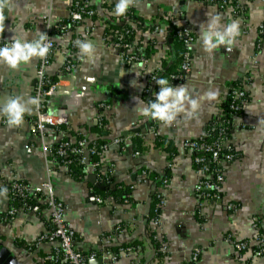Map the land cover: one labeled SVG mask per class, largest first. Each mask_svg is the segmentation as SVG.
I'll use <instances>...</instances> for the list:
<instances>
[{
	"label": "crops",
	"instance_id": "crops-1",
	"mask_svg": "<svg viewBox=\"0 0 264 264\" xmlns=\"http://www.w3.org/2000/svg\"><path fill=\"white\" fill-rule=\"evenodd\" d=\"M76 1L9 0L3 9L2 42L10 43L12 37L38 39L39 32L49 26L56 49L46 74L51 80L60 79L62 90L45 103L48 112L66 121L47 128L41 138L31 130L35 106L28 105L30 111L21 126L0 123V214L12 205L7 192L10 182L20 180L33 187L49 179L65 207V221L76 234L75 248L98 252L102 264H264V255L253 252L264 237V35L259 34L263 2L240 0L241 12H235L230 6L219 8L199 0H135L130 8L145 29L133 25L132 43L142 49L141 42L152 39L154 50L146 63H128L104 32L110 22L120 19L114 14L118 0H88L93 15L74 23L69 13ZM217 14L221 24L238 20L240 35L231 51L221 45L207 53L199 39L200 26ZM63 22L66 29H57ZM182 27L193 36L191 68L185 80L172 86L186 85L192 98L209 90H217L218 96L202 101L192 118L180 114L170 125L154 124L134 108L138 99L148 101L143 92L148 76L174 60L179 47L172 34ZM77 40L94 45L93 59L79 55ZM66 58L73 64L69 71L64 67ZM37 64L38 57L17 69L0 63V106L8 97L34 98ZM238 85L246 90V100L242 110L230 116L227 144L234 158L220 164L221 199L199 202L195 186L200 174L183 143L204 134L212 120L224 117L231 89ZM4 118L0 115V120ZM78 136L89 141L124 139L121 144L109 143L99 168L111 188L126 194L124 201L111 195L102 196L101 203L92 201L96 187L89 177L95 175L97 184L103 178L90 167H85L82 177H75L65 164L42 151L43 143L53 146ZM156 194L163 202L157 225L152 211ZM37 202L38 211L21 207L12 217L0 220V248L13 258L0 257V264H49L45 257L55 244L38 242L50 230L49 210L42 200ZM227 204L234 208L227 209ZM234 241H246L248 247L238 251ZM158 242L164 250L156 247ZM128 246L131 251H122ZM196 250L198 257L192 261ZM107 251L118 253L117 258H105Z\"/></svg>",
	"mask_w": 264,
	"mask_h": 264
},
{
	"label": "built area",
	"instance_id": "built-area-1",
	"mask_svg": "<svg viewBox=\"0 0 264 264\" xmlns=\"http://www.w3.org/2000/svg\"><path fill=\"white\" fill-rule=\"evenodd\" d=\"M207 4L215 5L219 8L232 7L235 12L240 11V0H199ZM264 4V0H261ZM88 0L76 1L74 7L70 10L69 17L70 21L78 22L83 18V16L93 15V9L88 8ZM59 30H65L67 25L62 23L56 26ZM155 29V28H154ZM50 28L47 27L44 33L47 34L49 40H51V47L47 57L41 59L38 58L37 64V80L34 90V98H38L39 103L34 105L35 118L33 119L31 130L34 134L39 135L41 138L44 137V133L47 128H57L60 124L66 121L64 116L52 114L47 111L45 100L48 96H51L55 91L60 89L59 82L60 79L54 81L49 79L46 74L47 66L50 63L51 57L56 49L55 43L50 35ZM117 33V32H116ZM177 36L182 39V45L184 49L183 59L178 68V72L171 73L169 75V83L174 84L176 82H181L185 80L190 72L192 53L191 46L193 43V36L189 32L188 28H176ZM259 34L264 35V19L259 26ZM118 38L116 41L112 40L111 44L120 51V54L124 61L126 62H140L146 63L149 57L144 56L143 50L138 46H135L132 42L122 41V35L116 36ZM6 42L0 41V47L5 46ZM259 44H257V48ZM255 60V55L252 56ZM73 64L69 58H66L65 70L69 71ZM162 69L159 68L156 72L148 76V83L144 89V93L152 96L155 99V93L159 90L154 88L155 79L160 78ZM65 75V74H64ZM230 103L229 109L231 112L227 118L218 120V118L212 120L204 134L197 138L186 139L184 141V147L188 149L193 155V162L196 166L197 172L200 174V179L198 180L195 191L199 202L211 201L220 202V190L223 182V172L220 167L221 162L231 161L234 158V154L230 145L227 144L228 141V129L230 125V116L239 113L242 110L244 101L246 100V90L242 86H236L231 89L230 92ZM98 121L101 123L100 118ZM154 124L160 123L158 120H153ZM0 123H7L6 118L1 119ZM153 124V125H154ZM152 130L155 135L156 128L152 126ZM213 132L216 135V139L208 142L205 138L207 135ZM158 137V135H157ZM124 139L122 137L114 138L111 142L106 140H94L89 141L85 136H78L75 141L69 139H61L55 142L52 146H48L45 143L42 144V151L45 155L51 154L54 159L58 162H62L65 166H68L73 157L78 158L80 164L90 167L93 171L101 166V156L103 152L108 147L109 143L121 144ZM30 150V147H27ZM136 150L134 154H138ZM97 156V160H90L91 157ZM99 171V170H98ZM162 183H166L167 179L162 178ZM7 192L11 197L27 198L33 197L36 200H42L45 207L49 210V222L50 230L45 234L39 236L38 242L49 241L55 244L53 252L45 257L46 262L49 264H55L57 262H66L68 264H88V261L98 258V252H81L75 248L74 241L76 239V234L74 230L65 221V207L63 203L55 197L54 188L52 183L47 179L45 182L38 184L37 186H30L20 180H14L10 182L7 187ZM157 202L155 205L156 215L153 219L155 225L159 224L158 213L162 206V198L159 194L155 195ZM90 199L97 203L102 202V197L97 194H91ZM39 204L34 203L29 205L26 209H31L34 211L39 210ZM21 207H16L11 205L8 211L4 214H0V220L8 219L12 217L18 209ZM227 209H233L232 204L226 205ZM24 209V208H23ZM157 244V242H155ZM233 246L238 250L242 251L248 247V242L246 241H234ZM156 247L160 250H164L165 246L163 243H159ZM132 247L128 246L122 248V251H131ZM254 254L257 256L264 255V237L258 239V244L254 249ZM105 258L110 260H115L118 253H111L109 251L103 252ZM199 251L196 250L192 254V261L196 260ZM102 258V257H101ZM103 259V258H102Z\"/></svg>",
	"mask_w": 264,
	"mask_h": 264
},
{
	"label": "clouds",
	"instance_id": "clouds-1",
	"mask_svg": "<svg viewBox=\"0 0 264 264\" xmlns=\"http://www.w3.org/2000/svg\"><path fill=\"white\" fill-rule=\"evenodd\" d=\"M8 3L9 0H0V32L4 31L3 9ZM134 4L135 0H118L114 14L118 17L123 16ZM221 19L219 14L210 16L207 22L200 26L199 39L203 50L207 53H212L221 45L231 51L235 39L240 35L238 20L221 24ZM50 47L51 40L43 32H39V38L32 41L12 37L9 44L0 47V63L6 64L10 69H17L22 62L28 63L34 57L41 59L47 57ZM76 47L80 56L87 57L89 60L93 59L95 47L90 41L77 40ZM155 83L159 86V91L155 93V99H149L147 103L138 99L134 112L139 116L158 120L164 125H170L180 114H184L186 118L194 117L200 109L202 101L215 100L218 96L217 90H209L198 98H192L186 85L172 86L163 77L155 79ZM38 103V98L29 97L24 100L19 96L8 97L3 106H0V115L6 118L9 128L19 127L23 123L25 113L30 111L28 105H37ZM3 191L6 192V190Z\"/></svg>",
	"mask_w": 264,
	"mask_h": 264
},
{
	"label": "trees",
	"instance_id": "trees-1",
	"mask_svg": "<svg viewBox=\"0 0 264 264\" xmlns=\"http://www.w3.org/2000/svg\"><path fill=\"white\" fill-rule=\"evenodd\" d=\"M91 7L88 6V8H91ZM118 18H120V19H118L119 21H115L114 23L110 22L108 24V26L106 28H104L105 35L107 37H109V39H111L113 41L114 40L116 41L118 39V38H116V36H118L120 34V35H122V38H121L122 41L133 42L134 41V34H135V30H133V25H135L139 29H145L143 22H141L140 19L137 18L134 15L133 9L130 8V7L128 8V10H127L125 15L119 16ZM92 20H94V17H92ZM172 35H173L174 43L179 48H178V50L175 53L176 55H175L174 60L172 61V63L169 64L168 67H165L164 69H162V73H161L160 77H163V78H165L167 80H169V75L171 73L178 72V68L180 66V63L182 62L183 53H184V49H183V45H182V39H180L177 36L176 29H174V32H173ZM141 43L144 45L143 48H142V50L144 52V56L145 57H150L151 53L154 50V42L152 41V39H150V40H146V41L141 42ZM141 43H139V44H141ZM154 88L159 90V86L156 83L154 84ZM144 95L148 98V100L152 99V96H150V95H148L146 93H144ZM229 103H230V99H228V102L226 104V113H225L224 117L218 118V120L227 118L229 116V113L231 112V110L229 109ZM205 139L208 142H211V141L216 139V135H215V133L210 132ZM100 141H102V140H100ZM97 159H98L97 156H93V157H91L90 160H97ZM67 167H68V170L71 171V173L75 177H82V175L84 173L83 170L85 169L86 166L83 165V164H80L78 162V158L74 156L73 159H72V162ZM98 170H99L98 168L96 170H94V172L96 173L97 177L99 179L103 178L102 180H100V182L98 184L101 185V186H104L105 188L107 187V188H106V190H103V191L95 188L94 192L96 194H99L101 197L102 196L105 197V196H109V195L118 196V200L119 201H124L127 198L126 194L124 195L123 193H121L122 190H119L120 191L119 192L118 189L111 188V186H109L110 184L106 183V181L104 179L105 177L102 174H100ZM150 176L153 177V174L150 173ZM153 197L154 198H153V210L152 211H153V214L155 216L156 215L155 205H156V202H157V198H156L155 195ZM10 200H11L13 206L22 207L24 209L28 208L29 205H32L34 203H38L37 200L35 198L31 197V196L27 197V198L11 197ZM55 264H68V263H66V262H57Z\"/></svg>",
	"mask_w": 264,
	"mask_h": 264
},
{
	"label": "water",
	"instance_id": "water-1",
	"mask_svg": "<svg viewBox=\"0 0 264 264\" xmlns=\"http://www.w3.org/2000/svg\"><path fill=\"white\" fill-rule=\"evenodd\" d=\"M89 181L91 183H93L95 185V187L98 188L99 190L105 189L104 186H101V185L95 183V175H90ZM9 254H10V252L8 250H6L5 248H0V257H3V259L6 258L9 261H11L13 258H12V256H9ZM13 263H16V262L13 261ZM88 264H102V259L96 258V259L90 260V261H88Z\"/></svg>",
	"mask_w": 264,
	"mask_h": 264
}]
</instances>
